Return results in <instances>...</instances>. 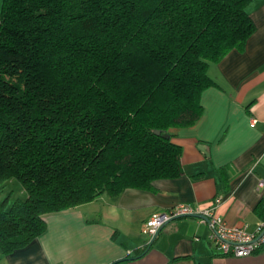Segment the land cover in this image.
Wrapping results in <instances>:
<instances>
[{
  "label": "trees",
  "instance_id": "1",
  "mask_svg": "<svg viewBox=\"0 0 264 264\" xmlns=\"http://www.w3.org/2000/svg\"><path fill=\"white\" fill-rule=\"evenodd\" d=\"M249 1L1 0L0 191L26 192L0 198L4 252L46 214L183 173L170 129L195 123L209 63L255 30Z\"/></svg>",
  "mask_w": 264,
  "mask_h": 264
},
{
  "label": "crops",
  "instance_id": "2",
  "mask_svg": "<svg viewBox=\"0 0 264 264\" xmlns=\"http://www.w3.org/2000/svg\"><path fill=\"white\" fill-rule=\"evenodd\" d=\"M246 9L255 30L243 48L209 63L214 84L201 93L195 123L170 129L181 147L183 173L155 179L151 189L101 193L46 214L41 235L10 252L0 246V264H264V247L247 256L216 253L198 217L168 221L148 248L151 237L141 232L153 212L178 202L213 207L227 223L248 230L262 217L264 187L257 181L264 179V0H250Z\"/></svg>",
  "mask_w": 264,
  "mask_h": 264
},
{
  "label": "built area",
  "instance_id": "3",
  "mask_svg": "<svg viewBox=\"0 0 264 264\" xmlns=\"http://www.w3.org/2000/svg\"><path fill=\"white\" fill-rule=\"evenodd\" d=\"M257 186L264 187V179L257 181ZM219 198H216V202ZM202 213L205 218H198L209 230L208 238L216 253L220 255L247 256L264 247V218H261L253 230L243 226L231 225L216 214L213 207L203 210L194 209L190 204L178 202L164 211L153 212L141 225V232L149 237L177 215Z\"/></svg>",
  "mask_w": 264,
  "mask_h": 264
},
{
  "label": "rangeland",
  "instance_id": "4",
  "mask_svg": "<svg viewBox=\"0 0 264 264\" xmlns=\"http://www.w3.org/2000/svg\"><path fill=\"white\" fill-rule=\"evenodd\" d=\"M0 3H1V0H0ZM4 192H5V194L10 192L11 196L13 198L25 197V195H26V192L24 191V189L22 188L21 184L16 179H11V180L6 182V185H4V187L0 191V195H3ZM142 235L146 236V234H144V233H142Z\"/></svg>",
  "mask_w": 264,
  "mask_h": 264
},
{
  "label": "water",
  "instance_id": "5",
  "mask_svg": "<svg viewBox=\"0 0 264 264\" xmlns=\"http://www.w3.org/2000/svg\"><path fill=\"white\" fill-rule=\"evenodd\" d=\"M157 133H160V130H156ZM180 216H194V217H198V218H205V216L202 214V213H197V212H194V213H190V214H186V215H177V216H173L171 217L168 221L172 220V219H175L177 217H180ZM163 226V225H162ZM161 226V227H162ZM161 227L158 229V231L156 232L155 235H153L150 240L148 241L147 243V248L152 244L153 240L155 239L156 235L158 234L159 230L161 229ZM112 264V263H111Z\"/></svg>",
  "mask_w": 264,
  "mask_h": 264
}]
</instances>
